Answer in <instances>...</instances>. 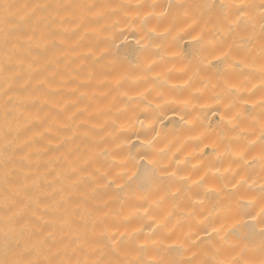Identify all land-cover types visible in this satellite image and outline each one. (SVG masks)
<instances>
[{"label":"bare ground","instance_id":"6f19581e","mask_svg":"<svg viewBox=\"0 0 264 264\" xmlns=\"http://www.w3.org/2000/svg\"><path fill=\"white\" fill-rule=\"evenodd\" d=\"M261 3L0 0V259L260 264Z\"/></svg>","mask_w":264,"mask_h":264},{"label":"snow or ice","instance_id":"6c2138e0","mask_svg":"<svg viewBox=\"0 0 264 264\" xmlns=\"http://www.w3.org/2000/svg\"><path fill=\"white\" fill-rule=\"evenodd\" d=\"M208 7H213L214 5H207ZM3 7L5 9L10 8V5H3ZM89 8H93L96 7L95 5H89ZM105 8H107V6H104ZM220 7L222 9H226L231 11L232 9H235V12L238 14L236 16V21H240L241 18L243 17H247L248 16V9H250L252 6L248 5L246 3L240 2V3H229V4H225V3H221ZM261 8V13H260V19H261V28L262 30H264V0H262V3L260 5ZM112 11H115V9H113ZM97 16H102L103 12H97L96 13ZM223 21L224 24L230 29L231 28V24L233 23L232 21H230L229 19V15L226 12L225 15L223 16ZM4 22L8 25H10L11 29L14 30L15 29V23H14V17L12 13H6L5 17H4ZM49 21H45V23H48ZM54 22V21H51ZM146 23V21H145ZM195 23V22H193ZM12 30H9L6 32V36H10L12 35ZM155 29H148L147 34L154 32ZM167 31V29H166ZM29 40H31V37H29ZM139 43V41H138ZM224 57H227V53L223 54ZM261 74L264 75V68L261 69ZM120 82L117 81V84H119ZM234 87V85H228V89L231 90ZM7 115V113H6ZM238 117H233V119H237ZM262 129H264V124L261 125ZM260 139L262 141H264V132H262ZM150 143V142H149ZM262 148H264V145H262ZM237 155L243 159V154L242 153H237ZM141 160L144 159V157L140 158ZM261 159H264V155L261 156ZM133 161L129 160L128 158H125L124 160H121L118 164H114V166L116 167H121L124 168L126 167L129 163H131ZM135 163H139V161H135ZM155 163V161H149V164ZM112 183H115V179H113ZM239 183V181H238ZM6 207H8V205H6ZM147 212V210H145ZM262 219H264V209L261 210L260 214ZM215 231V230H214ZM261 236H264V230L261 231ZM147 243V242H146ZM153 244H155L156 242L153 241ZM145 245H141L140 247L143 248ZM0 264H45V261L41 260V259H28L25 260L22 257L21 258H17V259H8L7 255L5 256L4 259H0ZM47 264H64L63 261H55L52 259H49L47 261ZM68 264H71V262H68ZM95 264H102V262L97 261L95 262ZM128 264H143V262L138 261V260H132L129 261ZM149 264H159V262H149ZM171 264H176V262H171ZM179 264H185V262H179ZM188 264H190V262H188ZM221 264H241V262L236 259L233 258L231 261H226V262H221ZM243 264H251L250 261H243ZM260 264H264V259H262L260 261Z\"/></svg>","mask_w":264,"mask_h":264}]
</instances>
